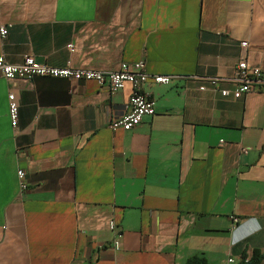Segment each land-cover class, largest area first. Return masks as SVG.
I'll use <instances>...</instances> for the list:
<instances>
[{
	"label": "crops",
	"instance_id": "0c3cea01",
	"mask_svg": "<svg viewBox=\"0 0 264 264\" xmlns=\"http://www.w3.org/2000/svg\"><path fill=\"white\" fill-rule=\"evenodd\" d=\"M1 26L10 64L143 61L174 78L141 87L153 116L112 131L128 84L0 76V264H227L264 252V97L199 89L241 57L264 69V0H0Z\"/></svg>",
	"mask_w": 264,
	"mask_h": 264
},
{
	"label": "built area",
	"instance_id": "2783aa9c",
	"mask_svg": "<svg viewBox=\"0 0 264 264\" xmlns=\"http://www.w3.org/2000/svg\"><path fill=\"white\" fill-rule=\"evenodd\" d=\"M7 34L5 26L0 27V38L4 39ZM241 48H246L247 43H240ZM69 52H73V45H67ZM0 76L7 81L21 80L31 81L36 77H48L54 79H65L74 82H91L98 87H107L110 91H120L125 85H130L131 95L127 102V112L109 123V129L114 131H130L140 125L144 117L154 115V102L148 95L140 92L141 87L146 83L166 86L174 78L169 75H152L146 72L145 63L138 61L132 64L121 63L116 70L99 71L90 69H75L69 65L65 67H50L45 64L37 63L32 56L25 55L18 64H10L5 58L0 56ZM204 84H208L212 89L217 90L223 98L239 99L251 92H259L264 97V69H253L247 66L244 57H241L233 67L231 75L225 79H205L199 88L204 89ZM229 84L231 89H226L222 85ZM8 116L10 126L13 131L18 126V104L13 93L7 96ZM243 153L247 149L242 150ZM19 181V188L22 191L27 189L24 178L25 172L22 169L16 172ZM236 222V219H234ZM109 230L115 232V224L109 222ZM119 242L115 238L112 243L114 249H118ZM250 257H243L238 263L229 257L227 264H247ZM258 264V263H257Z\"/></svg>",
	"mask_w": 264,
	"mask_h": 264
},
{
	"label": "trees",
	"instance_id": "16d2710c",
	"mask_svg": "<svg viewBox=\"0 0 264 264\" xmlns=\"http://www.w3.org/2000/svg\"><path fill=\"white\" fill-rule=\"evenodd\" d=\"M243 257H245V256H243ZM262 259H264V252L259 253L258 251H255V252H253V254L250 257V260L247 264H257ZM187 264H206V262L204 259L193 258L192 260H188ZM240 264H243V263H240Z\"/></svg>",
	"mask_w": 264,
	"mask_h": 264
}]
</instances>
